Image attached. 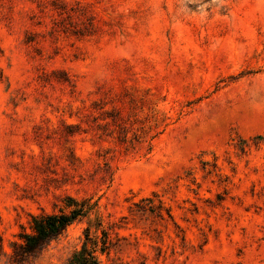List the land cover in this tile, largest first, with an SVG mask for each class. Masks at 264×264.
<instances>
[{
    "label": "rangeland",
    "instance_id": "rangeland-1",
    "mask_svg": "<svg viewBox=\"0 0 264 264\" xmlns=\"http://www.w3.org/2000/svg\"><path fill=\"white\" fill-rule=\"evenodd\" d=\"M68 198L23 264H264V0H0V264Z\"/></svg>",
    "mask_w": 264,
    "mask_h": 264
},
{
    "label": "trees",
    "instance_id": "trees-1",
    "mask_svg": "<svg viewBox=\"0 0 264 264\" xmlns=\"http://www.w3.org/2000/svg\"><path fill=\"white\" fill-rule=\"evenodd\" d=\"M66 206L67 212L39 214L30 216L29 232H22L20 242L12 247L11 258L13 264H23L27 259L36 258L60 238L74 222L85 216V204H78L71 198ZM71 208V209H70ZM88 240V239H87ZM66 264H99L92 251L83 250L74 253Z\"/></svg>",
    "mask_w": 264,
    "mask_h": 264
}]
</instances>
